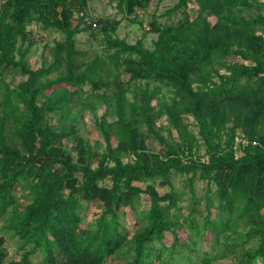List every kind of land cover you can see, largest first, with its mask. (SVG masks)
Listing matches in <instances>:
<instances>
[{
	"label": "trees",
	"instance_id": "16d2710c",
	"mask_svg": "<svg viewBox=\"0 0 264 264\" xmlns=\"http://www.w3.org/2000/svg\"><path fill=\"white\" fill-rule=\"evenodd\" d=\"M153 1L109 0L120 19H97L92 0H0V264H34L37 255L39 264H106L113 256L125 264H176V253L185 254L179 264H197L194 253L202 264L229 256L264 264V2L178 0L160 16L164 22H149L153 48L114 38L123 19L140 23L138 13ZM33 25L64 36L52 63L38 69L29 65L39 43ZM97 30L105 50L90 59L78 37L97 38ZM16 70L24 79L10 88L1 79ZM89 96L106 105L94 123L103 152L79 135L81 112L97 109ZM184 116L194 119L198 136ZM163 117L176 143L160 133ZM151 139L160 151L149 147ZM174 175L187 176V219ZM197 179L209 186L202 224ZM94 203L101 213L84 225ZM128 215L139 227L131 238L123 236ZM239 225L244 232L229 235L235 240L224 252L197 248L207 232L221 244ZM8 239L19 244L20 261H8Z\"/></svg>",
	"mask_w": 264,
	"mask_h": 264
},
{
	"label": "rangeland",
	"instance_id": "374dc122",
	"mask_svg": "<svg viewBox=\"0 0 264 264\" xmlns=\"http://www.w3.org/2000/svg\"><path fill=\"white\" fill-rule=\"evenodd\" d=\"M178 0H154L151 4L150 8L147 11H140L138 13V20L140 23L132 22L130 19H123L122 23L120 24L119 28L117 29L114 38H119L121 40H126L130 44L137 43L138 40H143L145 43V46L147 48H153V41L157 40V35L153 33H148L150 29L149 22L152 20L153 16H156L160 19V21L164 22L165 19L161 18L160 16L165 13L169 8L174 6ZM264 2V0H262ZM90 13L92 14L93 18H111V19H120V16L117 15L116 10L114 7L110 4L109 0H92L91 6H90ZM191 13L194 15L196 13L195 9H191ZM95 19V20H97ZM99 29V28H97ZM31 32L34 34L35 38L39 40V43H37L30 52L29 55V65L34 68L38 69L42 66L43 63L50 64L52 63L53 55H54V49L57 46V43L63 41L64 36L60 33L53 32V31H43L39 26L33 25L29 28ZM99 30L96 32L98 33ZM97 38H92L89 36L88 33L81 34L78 37V47L82 49L83 51H86L88 53V56L90 59H93L95 55H101L103 54L105 50L104 45V38L103 35L98 33ZM55 76H51V78H54ZM24 77L20 73L19 70L14 71L11 74L5 75L1 80H5V83L10 87H16L21 81H23ZM138 85L142 88L145 87V83L141 82L138 83ZM1 86V84H0ZM151 90L154 89V86H150ZM88 89V88H87ZM86 89V90H87ZM0 91V100L2 99ZM88 91L86 92V95L84 96V99H86L88 96ZM134 93L129 94L130 99L132 100V96ZM161 96H165L167 100L172 96L169 92L166 90H162ZM89 100L94 104L96 103L97 109L95 112H92V109L89 108L85 112H81L80 119H79V135L87 138L90 140L91 144L95 147V149L99 152H103L105 150V141L102 133L96 129L94 126L96 115L98 117H101L106 110V105L100 106L97 104V101H95V98L92 96H89ZM153 105H156V101L153 102ZM0 115H2V111L0 110ZM114 120V117L110 116L108 121L112 122ZM184 123H187L189 126V129L191 132L196 134L198 136L199 128L194 121V119L191 116H184ZM183 123L178 124V128H181ZM158 129L160 130V133L165 136L171 143H176L178 141V134L175 130H173L171 133L168 130L169 122L167 117H163L159 120ZM66 129V126L62 124H56V130L57 131H63ZM240 134V133H239ZM240 136V135H239ZM65 144H68L67 141H65ZM114 144L116 145V142L114 141ZM71 145V144H69ZM149 147L155 151L161 150V144L157 139H151L149 141ZM199 154L201 156H205V148L202 145L201 142V148L199 151ZM187 182V176H181V175H174L173 176V188L182 196V201L180 202V215L183 216L184 219H187L190 216V208L192 206V202L190 200L191 193L190 189L186 187ZM209 186L207 181H203L201 179H197L195 182V191L198 196V198L201 200V204L199 206L200 213H197L195 215V218L198 223L202 224L203 220L201 218V215H206V200L205 196L207 194ZM212 192L215 193L216 187L215 185L210 186ZM163 191V189H161ZM22 192H18V197H20V201L22 204H27V200L22 196ZM101 205L94 203L91 205L90 210L86 213L85 216V222L84 225L88 223L94 222L101 213ZM215 212V210H214ZM216 213V212H215ZM172 214V213H171ZM10 217V215L8 216ZM184 219L181 221L184 222ZM5 221L2 220L0 222V228L5 225ZM203 226V225H202ZM138 225L134 222L132 217L130 215L126 218V223L123 229V236L126 238H131V236L137 231ZM200 231L205 234V230L203 227L200 228ZM235 232H228L225 235L221 236V244H216L214 242V237L212 233L206 234V238L204 241H200L198 237H195V240H199V244L197 246L198 249H200V252L202 253L203 250L206 249H213L214 254L215 253H222L225 251V248L227 245H231L235 239H228V236L235 237L238 234L244 232V225H239L234 230ZM207 238L209 240H207ZM171 243V240L169 239L168 244ZM255 244L248 245V248L254 247ZM6 247L9 253L8 261H20L22 258V251L19 249V244L15 240L8 239L6 243ZM247 247V246H246ZM191 248V247H190ZM197 256L195 257V261L197 264L201 263V255L194 253ZM180 255H185L184 253H181ZM179 254L176 253L174 256V262L176 264H179ZM32 260L34 264H39L42 260L41 255H37L32 257ZM125 259L117 256H113L108 259L106 264H125ZM211 264H238L237 261L232 257H227L224 260H219ZM261 264V263H258Z\"/></svg>",
	"mask_w": 264,
	"mask_h": 264
},
{
	"label": "built area",
	"instance_id": "2783aa9c",
	"mask_svg": "<svg viewBox=\"0 0 264 264\" xmlns=\"http://www.w3.org/2000/svg\"><path fill=\"white\" fill-rule=\"evenodd\" d=\"M239 143L243 144V145H248V141L244 138V137H241L239 140H238Z\"/></svg>",
	"mask_w": 264,
	"mask_h": 264
}]
</instances>
